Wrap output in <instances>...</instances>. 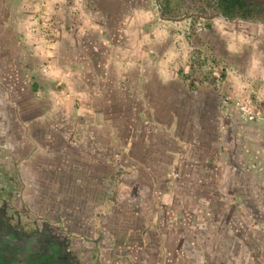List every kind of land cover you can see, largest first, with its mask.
<instances>
[{
    "label": "crops",
    "instance_id": "0c3cea01",
    "mask_svg": "<svg viewBox=\"0 0 264 264\" xmlns=\"http://www.w3.org/2000/svg\"><path fill=\"white\" fill-rule=\"evenodd\" d=\"M100 3L94 17L107 26L104 37L90 30L79 41L76 28L62 27L65 8L72 5L60 2L55 19L60 29L56 24L44 34L57 43L45 51L33 48L42 37L29 29L31 19L15 20L28 22V76L48 89L42 99L50 103L39 118L52 124L41 133L43 157L33 166L54 195L41 191L39 197L60 201L70 195L76 219L72 225H54L58 238L44 222L29 236L0 233V241L9 236L20 246L35 235L38 245H50L41 256L25 248L14 261L4 255L0 264H28L29 259L34 264H245L250 245L242 232L252 229V222L264 225V177L245 171L246 156L243 146H236V135L242 133L264 154L263 132L242 124L235 113L226 122L225 141L217 94L207 81L185 83L187 68L177 66L174 34L163 36L158 28L133 33L123 26L129 10L143 5L135 0H120L114 15L104 11L107 2ZM14 5L0 0V11ZM134 21L145 27L154 18L137 15ZM213 23L216 32L205 41L224 45L227 32ZM259 54L248 56L249 71H264L263 48ZM233 87L241 89L236 83ZM249 89L256 102L263 101L264 86ZM61 177L63 186L72 184L69 194L59 190L61 185L56 188ZM222 182H228L234 199L221 195ZM52 211L48 206L45 213Z\"/></svg>",
    "mask_w": 264,
    "mask_h": 264
},
{
    "label": "rangeland",
    "instance_id": "374dc122",
    "mask_svg": "<svg viewBox=\"0 0 264 264\" xmlns=\"http://www.w3.org/2000/svg\"><path fill=\"white\" fill-rule=\"evenodd\" d=\"M12 1L16 6L14 5L9 10L3 8L0 11L1 19L5 22L4 28L0 29V233L6 236L12 234L13 238H18L20 233L29 236L38 232L36 230H39L44 222L48 227L52 226L48 228L49 233L58 238L61 234L54 225L62 227L63 222H71L70 225H72L76 219L72 210L74 200L70 195L60 201L54 198L40 199L39 197L41 191L47 192L46 194L51 191L48 189L49 184L41 182L40 169L33 166L43 157V148L40 146L43 139L41 133L52 124H50L51 121L47 122L39 118L43 110L50 109V103L42 99L48 89L37 83V80L33 79H36L34 75L28 76V38L25 36V31H28V22L20 21L19 23L17 21L18 23H16L15 20H19V18L28 20V17L31 19L32 24L29 25V29L42 37L33 44V48H41L45 51L52 48L50 47L52 42L57 43V39L50 40L45 38L44 34L50 30L54 31L57 28L56 24L60 29V23H56L55 20L56 16L59 17L56 6L60 2L72 5V7L69 5L65 8L67 19L64 18L62 27L66 30L76 28V38L80 41L81 37H85L87 31L90 30H95L102 37L106 35L107 26L98 23L94 13L102 5L100 1H103L107 2L104 11L114 15L116 7H118L116 5L120 0ZM28 1L32 3L31 7H28ZM121 1L126 2V0ZM190 1L173 0L172 6H183L184 3L185 6H189L192 4ZM135 2L143 5L135 11L129 10V21L124 22L123 26L133 33L139 32V30L145 32L158 28L163 36L168 37V32L174 34L172 41L178 47L177 51L179 52L175 58L177 66L187 68L186 73H182L185 83L197 85V83L207 81L217 94V109L223 124L221 129L225 134L227 133L226 136H223L225 141L229 140L226 122L232 120L235 113L242 124L257 125L264 136V99L261 102H256L254 93L249 89L250 86L256 84L259 88L264 86V71H259V67L257 70L249 71L247 67L249 65L248 56L251 53H253V57H262L259 51L261 48L264 50V19H227L216 15V13L210 14L213 16L205 19L195 13L187 14L181 11L172 17L176 19L158 20L155 0H145L144 2L135 0ZM258 4L256 9L261 16H264V0H258ZM136 14L140 16L151 14L154 21L145 27H138L137 22L134 21ZM9 15H12L11 20H7ZM213 21L218 22L216 24L221 26L220 30L227 32L222 35L223 38H226L224 45L218 41V43L209 45L205 41L209 33L216 32L213 28ZM104 40L107 41L106 38ZM194 42H197L199 46H194ZM180 48H182L181 51ZM235 83L240 85L241 89L233 87ZM225 96H230V100L224 102ZM238 103L250 106L255 117L249 119L245 114L243 115L239 111ZM236 136L239 139L236 146H243L242 150L246 156L245 171H252L258 177L263 178L264 154L262 148L251 147L249 142L244 140L242 133L237 132ZM115 158H119V156H115ZM51 160L56 162L58 155L54 153ZM48 174L51 176L50 173ZM140 175H142V171H140ZM58 185H61L59 190L66 189L63 191L65 195L69 194L66 191L72 184L65 183L63 186L61 177L56 188ZM218 190L221 195L229 199L235 198L228 182L219 183ZM32 193H37V197L31 198ZM48 206L53 209L52 215L45 213ZM237 208L243 215V221L249 223L242 204H238ZM253 225H257L258 228ZM250 227L252 229L242 232L246 236L244 242L250 245L245 248L247 253H245L244 262H246L245 264H264V225L252 222ZM224 235L228 240L229 235L226 233ZM252 238L253 242L250 241ZM200 250L202 251L203 248Z\"/></svg>",
    "mask_w": 264,
    "mask_h": 264
},
{
    "label": "trees",
    "instance_id": "16d2710c",
    "mask_svg": "<svg viewBox=\"0 0 264 264\" xmlns=\"http://www.w3.org/2000/svg\"><path fill=\"white\" fill-rule=\"evenodd\" d=\"M173 0H160V6L164 16L175 17L178 13H201L210 15L219 13L220 16L227 19H264L256 9L258 0H189L192 4L172 6ZM185 2L186 0H181ZM259 5V4H258Z\"/></svg>",
    "mask_w": 264,
    "mask_h": 264
},
{
    "label": "flooded vegetation",
    "instance_id": "af4514ba",
    "mask_svg": "<svg viewBox=\"0 0 264 264\" xmlns=\"http://www.w3.org/2000/svg\"><path fill=\"white\" fill-rule=\"evenodd\" d=\"M36 238L38 236H33V238H29L24 245H19L18 242H16V239H12L11 237H6L4 239H1L0 241V259H4L3 256H10L12 260L14 261V258L18 255L23 249L28 250L29 253H33L34 255H40L43 254L44 251H50V245H38ZM48 243V242H47ZM49 244V243H48ZM38 245V246H37ZM39 258V257H36ZM38 260V259H37ZM31 259L28 260V264H34ZM35 264H46L44 261H39ZM47 264H54V263H47Z\"/></svg>",
    "mask_w": 264,
    "mask_h": 264
},
{
    "label": "built area",
    "instance_id": "2783aa9c",
    "mask_svg": "<svg viewBox=\"0 0 264 264\" xmlns=\"http://www.w3.org/2000/svg\"><path fill=\"white\" fill-rule=\"evenodd\" d=\"M64 96L65 97H72V95H70L68 92L64 93ZM74 99H75L76 102L78 101V98H74ZM229 100H230V96H225L224 97V102L225 101L227 102ZM238 105H239V111L243 115L245 114L249 119L255 117L254 114L251 112L250 106H246V105L239 104V103H238ZM253 227H257L258 228L257 225H253ZM263 231H264V228H263Z\"/></svg>",
    "mask_w": 264,
    "mask_h": 264
},
{
    "label": "water",
    "instance_id": "95a60500",
    "mask_svg": "<svg viewBox=\"0 0 264 264\" xmlns=\"http://www.w3.org/2000/svg\"><path fill=\"white\" fill-rule=\"evenodd\" d=\"M155 4H156V8H157L158 15L160 16V18H166L163 15L162 8H161V6L159 4V0H155ZM217 14L220 15L219 13H216V15ZM195 15H198V16H200L202 18H205V19H209V18H211L213 16V15L212 16L211 15H203L201 13H195ZM167 18L168 19H176V18H172V17H167ZM179 19H182V18H179Z\"/></svg>",
    "mask_w": 264,
    "mask_h": 264
}]
</instances>
